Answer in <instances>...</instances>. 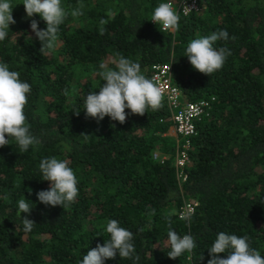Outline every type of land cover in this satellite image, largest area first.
I'll return each instance as SVG.
<instances>
[{
	"label": "trees",
	"instance_id": "16d2710c",
	"mask_svg": "<svg viewBox=\"0 0 264 264\" xmlns=\"http://www.w3.org/2000/svg\"><path fill=\"white\" fill-rule=\"evenodd\" d=\"M167 1L173 0H62L68 10L83 3L84 14L69 15L55 49L42 55L30 24L35 19L46 29V23L38 14L28 17L23 0H11L16 22L0 41V62L31 86L24 112L40 144L21 152L12 140L0 148V264H80L90 248L110 239L111 219L133 232L136 264H207L219 232L247 236L264 257V0H200L202 10L180 17L173 33L151 21ZM219 30L229 39L214 47L231 55L222 69L202 74L184 56L186 48ZM120 56L139 62L147 78L153 64L171 63L183 101L217 96L189 149L169 135L173 120L165 99L143 116L125 109L123 124L86 116V95L105 83L97 74L100 63L115 67L111 61ZM182 151L188 162L176 168ZM154 153L165 159H153ZM51 157L67 161L78 180V196L64 208L37 197L50 187L39 163ZM23 197L33 208L18 215ZM184 200L196 202L190 222L179 217ZM25 216L36 223L29 233ZM169 216L172 229L196 243L176 259L167 256ZM105 264L134 259L117 254Z\"/></svg>",
	"mask_w": 264,
	"mask_h": 264
},
{
	"label": "clouds",
	"instance_id": "9594fccd",
	"mask_svg": "<svg viewBox=\"0 0 264 264\" xmlns=\"http://www.w3.org/2000/svg\"><path fill=\"white\" fill-rule=\"evenodd\" d=\"M22 4L28 17L38 14L46 23V29H40L35 19H32L30 24L41 42L42 55L55 49L60 26L69 15L79 17L84 14L83 3L71 10L62 5V0H23ZM13 8L11 0H0V41L5 40L9 26L16 22L12 15ZM186 8L191 10L187 6ZM108 15L114 16L112 12ZM179 20L180 16L171 3H160L154 9L151 19L160 25L161 32L178 30ZM106 23L107 21L103 19L100 21L101 25ZM99 34H104L103 27L99 29ZM228 39L229 34L226 30L193 39L189 42L184 56L188 57L190 64L197 71L210 76L222 69L227 56L231 55L229 49L225 47L217 49L214 44L218 40ZM111 63L115 67H109L106 62L99 65L97 74L105 83L98 92L90 91L86 95L83 109L87 117L99 122L107 116L123 124L127 119L125 109H130L132 114L143 116L149 108L157 111L163 106L162 88L143 74L139 62L120 56ZM30 92V84L21 81L17 71H10L8 64L0 62V148L11 144L12 140L16 142L21 152H27L30 146L40 144L39 138L31 133L30 125L26 123L24 109ZM73 112L78 116L80 110ZM39 170L42 180L49 181L50 187L37 193L38 200L45 205H59L62 208L70 206L78 196V180L68 162L58 160L56 157L43 158L39 163ZM28 191L31 193V189ZM32 208L23 197L18 201L17 214H30ZM180 218L189 222L191 220L190 215ZM165 219L169 226L167 243L171 249L167 256L176 259L184 253H191L196 248L194 238L190 234L181 237L172 229L170 216ZM22 224L25 233L31 232L36 225L35 221L26 216L22 217ZM106 232L110 234V239L105 240L102 245L97 244L95 248H90L80 264H105V260L115 259L117 254L121 259H134V264L139 261L132 231L121 227L119 221L111 219L107 222ZM248 241L247 236L219 232L208 249L210 259L207 264H264V257L259 251L250 248ZM221 253H226V257H221L219 255Z\"/></svg>",
	"mask_w": 264,
	"mask_h": 264
},
{
	"label": "built area",
	"instance_id": "2783aa9c",
	"mask_svg": "<svg viewBox=\"0 0 264 264\" xmlns=\"http://www.w3.org/2000/svg\"><path fill=\"white\" fill-rule=\"evenodd\" d=\"M165 3H171L173 8L178 12L180 17H188L191 14L199 13L202 10L200 0H173ZM189 7L191 10H188ZM153 24H156L152 21ZM173 33L174 31H166ZM172 65L171 63H157L150 68L149 79H152L157 85L162 88L164 93L163 99L169 104L172 113L173 129L178 147L187 150L191 146V140L198 135V125L206 119L212 117L215 109L214 102L217 101V96H212L211 99L200 101H183V91L172 80ZM153 159L162 161L165 159L158 153L153 154ZM188 162L185 151H182L180 156L175 157L174 164L176 168L182 167ZM179 172V171H178ZM184 177L181 173L178 175ZM183 180L181 182H183ZM196 207V202L184 200L180 206L179 217L191 215Z\"/></svg>",
	"mask_w": 264,
	"mask_h": 264
},
{
	"label": "rangeland",
	"instance_id": "374dc122",
	"mask_svg": "<svg viewBox=\"0 0 264 264\" xmlns=\"http://www.w3.org/2000/svg\"><path fill=\"white\" fill-rule=\"evenodd\" d=\"M170 136H175V132H174V129L172 128L170 133H169Z\"/></svg>",
	"mask_w": 264,
	"mask_h": 264
}]
</instances>
